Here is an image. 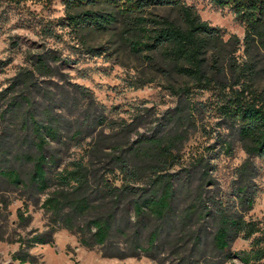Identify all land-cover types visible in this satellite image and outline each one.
Returning <instances> with one entry per match:
<instances>
[{"label": "trees", "instance_id": "1", "mask_svg": "<svg viewBox=\"0 0 264 264\" xmlns=\"http://www.w3.org/2000/svg\"><path fill=\"white\" fill-rule=\"evenodd\" d=\"M61 2L63 15L39 29L44 37L59 38L62 32L55 27L66 28L91 56L127 50L165 78L163 88L176 100L157 114L149 134L137 131L138 114L116 121L97 105H88L81 117H66L56 107H62L58 101L68 105L67 99H56L54 91L38 86L39 78L53 81L64 59L49 47L29 54L28 64L9 78L0 98L18 120L16 131H22L14 142L21 138L33 151L13 149L6 140L11 134L1 129L0 182L44 195L40 207L47 224L42 231L30 229L12 239L18 243L12 260L34 263L30 249L52 243L55 232L65 229L76 234L80 245L99 246L103 257L143 255L153 264H227L234 258L241 264H264V227L246 218L257 194L260 168L254 159L264 157V0H209L243 25L242 38L233 33L224 38L222 28L202 20L184 0ZM98 35L107 37L106 44L90 42ZM10 46L16 52L14 40ZM10 62V56L0 59V73ZM196 91L213 97L218 128L226 129L217 132L225 152L238 142L245 153L227 199L206 189L211 179L205 168L193 188L175 184L180 147L199 128ZM104 128L109 131L105 136ZM89 136L84 153L65 163L56 150H47L50 141L62 145L66 138L80 142ZM202 160L197 159L199 165ZM25 162L30 167L22 170ZM180 196L183 203L177 205ZM9 203L0 196L5 216ZM16 218L18 226L31 220L20 207ZM238 238L249 240V246L233 252Z\"/></svg>", "mask_w": 264, "mask_h": 264}, {"label": "rangeland", "instance_id": "2", "mask_svg": "<svg viewBox=\"0 0 264 264\" xmlns=\"http://www.w3.org/2000/svg\"><path fill=\"white\" fill-rule=\"evenodd\" d=\"M184 1L195 8L202 20L222 28L225 31L224 38L232 33L239 38L243 37V25L234 20L233 14L228 9H216L209 0ZM62 15L61 0H0V59L11 57V62L0 73V90L7 87L9 78L19 67L28 64L29 54L41 52L48 47L53 48L64 59L59 65L60 73L51 82L39 78L38 86L54 91L56 99L60 97L67 99L66 106H64L65 101L57 102V105H62L60 108L56 107L57 111H61L66 117L67 115L81 117L88 105H97V107H103L106 116L115 118L116 121L129 119L136 113L139 115L135 119V122L139 123L137 131L149 134L157 114L172 106L176 100L175 96L163 88L166 84L165 78L152 73L140 59L127 50L91 56L83 51L81 45L77 43L73 35L67 32L66 28L59 30L55 27L56 31L62 32L59 38L44 37L39 30L43 22L57 19ZM12 40L17 43V46H14L16 49L14 53L11 52L10 46ZM90 42L106 44L107 37L94 36ZM239 53L242 52L239 51ZM152 77L154 80L148 81ZM142 80L145 81L142 83ZM136 83H141V86L135 88L133 85ZM260 85L264 87V74L260 79ZM193 99L197 101V106L201 109L197 115L199 128L193 131L180 147L181 159L173 168V171L177 172L175 184L184 183L189 188H193L205 168L211 179L206 189L227 199L230 197L234 170L244 160L245 153L238 142L233 143L229 153L223 149L220 138H217V132L225 134L226 129L218 128L217 123L220 118L211 108L213 102L211 93L196 91ZM36 100L40 101L39 96H36ZM5 109L6 102L0 98V130L4 129L6 135L10 133L9 136H12L6 139L7 142L13 145V149H26L32 152L33 147L27 146L21 138L14 142L17 134L22 137V131H16L19 127L18 120ZM107 133H109L108 129L104 128L103 136ZM90 139L89 136L77 142L66 138V143L62 145L50 141L47 150H56L60 162L65 163L83 154L84 147ZM200 156L203 160L199 165L197 159ZM254 162L260 168L255 179L257 194L246 218L256 220L264 227V157L255 158ZM29 167L30 164L27 162L21 165L22 170H27ZM118 176L121 175L118 174ZM1 195L10 202L7 207L10 213L5 216L0 212V235H3L4 239L0 241V264H153L150 258L143 255L122 259L103 257L99 246L86 248L78 243L76 234L65 229H58L55 232L52 243L36 245L30 249V253L36 257L34 263L14 261L11 256L18 249V243L12 242V239H15L18 234L25 235L30 229L42 231L46 228L47 216L40 207L44 195H30L29 192L14 189L0 182ZM183 199L180 196L176 204L181 205ZM18 207L31 216L27 226L16 224ZM248 246L249 240L238 238L232 243L231 250L236 252L247 249ZM227 264L241 263L234 258Z\"/></svg>", "mask_w": 264, "mask_h": 264}]
</instances>
